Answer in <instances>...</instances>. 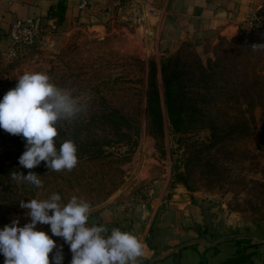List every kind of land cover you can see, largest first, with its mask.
I'll return each mask as SVG.
<instances>
[{
    "label": "rangeland",
    "instance_id": "obj_1",
    "mask_svg": "<svg viewBox=\"0 0 264 264\" xmlns=\"http://www.w3.org/2000/svg\"><path fill=\"white\" fill-rule=\"evenodd\" d=\"M107 31L68 32L61 46L43 37L13 56L1 50L0 97L25 72H41L84 110L58 122L54 138L57 148L65 140L77 147L70 171L49 170L43 161L12 167L24 139L0 129V156L15 158L0 169V227L13 219L23 226L29 217L19 202L54 192L62 203L77 196L94 210L116 200L151 202L163 190L164 199L184 196L198 209L209 241L247 233L264 238V50L251 48L264 44L261 34L200 46L171 38L157 55L154 44ZM166 80L172 94H165ZM28 172L39 175V188L13 179Z\"/></svg>",
    "mask_w": 264,
    "mask_h": 264
},
{
    "label": "crops",
    "instance_id": "obj_2",
    "mask_svg": "<svg viewBox=\"0 0 264 264\" xmlns=\"http://www.w3.org/2000/svg\"><path fill=\"white\" fill-rule=\"evenodd\" d=\"M116 1L104 0L100 6L80 11V0H0V27L16 20L39 17L47 28L44 37L51 44L53 38H64L68 32L74 33L82 28L94 31L96 36L106 34L110 28L112 32L123 33L127 40L141 38L143 42L156 45L158 55L171 38L200 46L218 38L239 37L238 22L264 7V0H145V23L132 33L113 19V11L107 5ZM259 34L264 39V33ZM159 185L156 184L157 189ZM89 220L109 231L119 228L139 237L144 243V255L138 258L137 264H148L156 252L206 234L198 209L184 196H174L170 201L164 199L163 190L153 196L151 202L136 198L126 204L117 200L104 204L91 211ZM36 227L47 231L49 226L37 224ZM150 233L153 241L149 239ZM53 239L63 244V264H70L72 253L69 248L62 238ZM243 255L253 264H264V245L239 250L237 243L229 242L207 250L203 256L188 248L156 264H202V259L206 264H233ZM51 256L52 253L49 254L50 261Z\"/></svg>",
    "mask_w": 264,
    "mask_h": 264
},
{
    "label": "clouds",
    "instance_id": "obj_3",
    "mask_svg": "<svg viewBox=\"0 0 264 264\" xmlns=\"http://www.w3.org/2000/svg\"><path fill=\"white\" fill-rule=\"evenodd\" d=\"M251 48L264 50V44ZM16 80L15 87L0 97V129L24 139L19 165L32 169L43 161L49 170L70 171L78 162L77 147L65 140L57 148L54 138L58 122L74 119L84 110L83 103L46 73L25 72ZM38 177L34 172L13 173V179L37 188L42 183ZM19 206L27 210L29 220L21 226L13 219L0 227L3 264H63V244L53 237L68 245L70 264H137L144 255V243L133 233L89 224L91 206L77 196L62 203L54 192L46 199L22 200ZM37 224L48 225V230L37 229Z\"/></svg>",
    "mask_w": 264,
    "mask_h": 264
},
{
    "label": "built area",
    "instance_id": "obj_4",
    "mask_svg": "<svg viewBox=\"0 0 264 264\" xmlns=\"http://www.w3.org/2000/svg\"><path fill=\"white\" fill-rule=\"evenodd\" d=\"M104 0H80L78 9L88 10L91 3ZM107 6L111 9L113 19L120 21L128 30L135 32L145 23V0H117ZM239 33H264V7L252 12L238 22ZM47 28L39 17L17 20L10 28V46L7 56H13L15 48H30L42 41ZM89 224H93L90 220ZM68 247L67 244H65Z\"/></svg>",
    "mask_w": 264,
    "mask_h": 264
},
{
    "label": "water",
    "instance_id": "obj_5",
    "mask_svg": "<svg viewBox=\"0 0 264 264\" xmlns=\"http://www.w3.org/2000/svg\"><path fill=\"white\" fill-rule=\"evenodd\" d=\"M64 41L65 39L63 37H55L53 38L52 43L54 46H61L63 45ZM229 242H236L239 245V250H245L249 247L264 245V238L255 234L247 233L224 236L218 239H214L213 241H209L203 236H199L198 238L189 240L175 247L168 248L162 252L153 254L149 259L148 264H156L157 262L178 255L181 251L188 248L195 249L203 256V253L207 250L214 249L221 244ZM202 264H206L204 259H202Z\"/></svg>",
    "mask_w": 264,
    "mask_h": 264
},
{
    "label": "trees",
    "instance_id": "obj_6",
    "mask_svg": "<svg viewBox=\"0 0 264 264\" xmlns=\"http://www.w3.org/2000/svg\"><path fill=\"white\" fill-rule=\"evenodd\" d=\"M96 5L100 6V3H95V2L91 3L90 6H89V9L91 7H93V6H96ZM16 21H14V22H16ZM13 23L9 24L6 27H0V52L4 48H8L10 46V43H11L10 42V28H11ZM162 72L166 73V70H165V68H163V66H162ZM177 82H178V75H177ZM163 87H164V90H165V94H167V93L168 94H172V92H171V81L170 80H166L165 82H163ZM187 100H188V98H187ZM148 105L150 107V105H151L150 100H148ZM172 124L174 125L173 122H172ZM179 127H180V121L177 122V131H178ZM23 145H25V142L23 143ZM9 159H12L11 161H14L13 159H15V158H5V160H3L2 156H0V169L4 168L6 165H9L11 163L9 161ZM14 165H19L18 161L12 162L11 166L13 167ZM238 260H240V263H241V261H243V264H246L245 263L246 261L249 262V264H253L249 260V257H247L245 255L237 258V261L233 262V264H240V263H238Z\"/></svg>",
    "mask_w": 264,
    "mask_h": 264
}]
</instances>
